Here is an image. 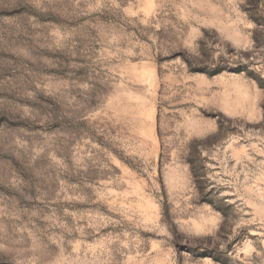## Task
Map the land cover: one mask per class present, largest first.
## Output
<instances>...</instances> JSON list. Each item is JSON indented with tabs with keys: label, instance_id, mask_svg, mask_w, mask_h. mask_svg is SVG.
Returning <instances> with one entry per match:
<instances>
[{
	"label": "rangeland",
	"instance_id": "374dc122",
	"mask_svg": "<svg viewBox=\"0 0 264 264\" xmlns=\"http://www.w3.org/2000/svg\"><path fill=\"white\" fill-rule=\"evenodd\" d=\"M0 264H264V0H0Z\"/></svg>",
	"mask_w": 264,
	"mask_h": 264
}]
</instances>
